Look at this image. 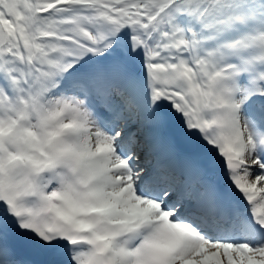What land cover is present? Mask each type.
Instances as JSON below:
<instances>
[{
	"label": "snow or ice",
	"instance_id": "1",
	"mask_svg": "<svg viewBox=\"0 0 264 264\" xmlns=\"http://www.w3.org/2000/svg\"><path fill=\"white\" fill-rule=\"evenodd\" d=\"M0 264H264V0H0Z\"/></svg>",
	"mask_w": 264,
	"mask_h": 264
}]
</instances>
